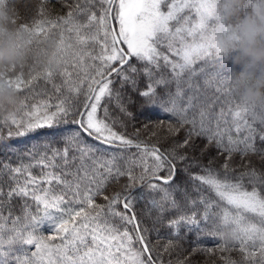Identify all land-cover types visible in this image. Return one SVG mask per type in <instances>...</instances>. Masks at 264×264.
<instances>
[{
  "label": "snow or ice",
  "instance_id": "obj_1",
  "mask_svg": "<svg viewBox=\"0 0 264 264\" xmlns=\"http://www.w3.org/2000/svg\"><path fill=\"white\" fill-rule=\"evenodd\" d=\"M15 11L51 54L0 109V264H264V128L215 42L218 0Z\"/></svg>",
  "mask_w": 264,
  "mask_h": 264
},
{
  "label": "trees",
  "instance_id": "obj_2",
  "mask_svg": "<svg viewBox=\"0 0 264 264\" xmlns=\"http://www.w3.org/2000/svg\"><path fill=\"white\" fill-rule=\"evenodd\" d=\"M23 2L24 0H14V3H10L7 7L0 6V75L5 74L17 78L22 72L27 73L28 70L43 65L47 56L51 54L50 52L45 53L35 46H30L26 32H16L15 10ZM30 2L33 6L39 4V0H30ZM256 4H259L258 7ZM263 4L262 0H231L225 10L219 9V11L223 15L225 24L236 27L249 19L252 20L255 17L254 10L256 7H260L261 10L264 8ZM52 6L49 5V7ZM56 7L58 9V5ZM255 22L261 23L264 21L256 18ZM244 43L235 44L233 47L223 50L222 53L225 63L231 68L230 76L236 98L251 107L250 118L256 123L257 128H264V61L253 63L249 57L245 56L242 52ZM53 46V41L50 40L48 48L51 49ZM256 46L264 48V37L259 35L256 37ZM249 72L252 74L246 75ZM248 90L257 93L254 98L249 99L247 97ZM18 102L19 98L14 87L0 90V109L11 111ZM155 119L154 116L153 120ZM0 159H4V157L0 155ZM143 207V204H140L137 210L141 211ZM230 229L225 227L220 230L219 235L222 242L230 243L234 238ZM162 235H166V231L162 232ZM205 243L207 247H215L216 243H220V241ZM217 256H219V253ZM171 258L175 260L176 257L174 255ZM233 258L237 257L234 256ZM164 259L167 260L169 257L165 256Z\"/></svg>",
  "mask_w": 264,
  "mask_h": 264
},
{
  "label": "rangeland",
  "instance_id": "obj_3",
  "mask_svg": "<svg viewBox=\"0 0 264 264\" xmlns=\"http://www.w3.org/2000/svg\"><path fill=\"white\" fill-rule=\"evenodd\" d=\"M230 1L231 0H218L219 9H222V11L225 10L228 7ZM262 1L264 2V0H262ZM258 5L259 4H256L257 7H258ZM257 7L254 10L255 17L252 20L255 21L256 18H258V19L260 18L261 21L262 20L264 21V8L261 9L263 11L262 12L260 10V7L259 8H257ZM263 7H264V4H263ZM245 22L239 24L236 27H231V25L226 24L227 25V31H218L215 34V42L221 51L226 50L229 47H233L235 44L242 43V42L246 41V37L244 36L243 31H242ZM9 78H11L13 80L16 79V77H10V76H7L5 74L0 75V90H6V89L13 87L8 83ZM230 230H231V233L233 234V236H235V230L232 228ZM46 234H47V232H46Z\"/></svg>",
  "mask_w": 264,
  "mask_h": 264
},
{
  "label": "clouds",
  "instance_id": "obj_4",
  "mask_svg": "<svg viewBox=\"0 0 264 264\" xmlns=\"http://www.w3.org/2000/svg\"><path fill=\"white\" fill-rule=\"evenodd\" d=\"M246 37L245 43L242 45V52L245 56L249 57L253 63L264 61V48L256 46V37H264V22L256 23L249 19L245 22L242 29ZM252 73H246L251 75ZM257 93L253 90H248L246 95L249 99L254 98Z\"/></svg>",
  "mask_w": 264,
  "mask_h": 264
}]
</instances>
